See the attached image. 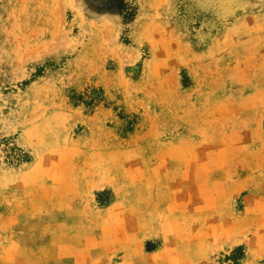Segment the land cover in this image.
<instances>
[{"label": "rangeland", "instance_id": "obj_1", "mask_svg": "<svg viewBox=\"0 0 264 264\" xmlns=\"http://www.w3.org/2000/svg\"><path fill=\"white\" fill-rule=\"evenodd\" d=\"M0 264H264V0H0Z\"/></svg>", "mask_w": 264, "mask_h": 264}]
</instances>
